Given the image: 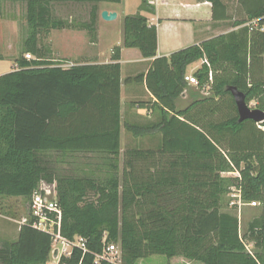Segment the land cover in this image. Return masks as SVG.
Masks as SVG:
<instances>
[{
    "label": "trees",
    "instance_id": "16d2710c",
    "mask_svg": "<svg viewBox=\"0 0 264 264\" xmlns=\"http://www.w3.org/2000/svg\"><path fill=\"white\" fill-rule=\"evenodd\" d=\"M8 1L20 0H0V9ZM207 1L213 8L223 6L220 0ZM54 2L88 5V20L55 18ZM120 2L26 1L23 55L13 70L0 75V197L30 200L41 186L53 190L62 210V236L86 242L85 254L74 248L59 264H112L96 261L109 244L119 245L121 264L152 256L187 264H264V121L238 122L227 91L237 88L246 104L255 101L254 109L264 112V33L243 26L156 58V28L140 14L124 17L122 47L154 59L146 85L161 120L123 127L134 137L160 133L157 152L166 157L154 164L135 150L120 177V48L113 49L110 64L64 67L39 42L41 33L68 29L86 31L95 43L98 5ZM254 5L248 19L234 26L264 22V0ZM140 10L153 12L146 0ZM25 54L34 58L26 60ZM199 61L192 76L197 88L208 87V92L176 110L186 70ZM142 79L138 75L131 81ZM79 153L99 154L101 162L71 172L58 169L60 158ZM234 173L238 176H223ZM233 189L244 203L259 204V215L249 222L244 238L238 217L224 211ZM51 244L49 234L22 224L15 241L0 243V264H48Z\"/></svg>",
    "mask_w": 264,
    "mask_h": 264
},
{
    "label": "crops",
    "instance_id": "0c3cea01",
    "mask_svg": "<svg viewBox=\"0 0 264 264\" xmlns=\"http://www.w3.org/2000/svg\"><path fill=\"white\" fill-rule=\"evenodd\" d=\"M221 6L215 8L207 0H146L151 11H142L140 6L142 0H121L118 4L100 3L98 5L99 18L97 21L96 41L90 43L87 51L77 50L75 45L78 39H83L82 32L60 30L58 32L68 34L64 40L73 42L72 47L63 44L65 52L57 53L59 61L72 58L73 65H106L112 63L111 56L115 47L120 48V150L119 155L123 160L127 159L133 151H140L144 156L150 158L152 162H159L162 155L158 153L161 143V134L144 135L134 137L123 127L124 123L136 124L139 126H152L159 124L161 112L156 104V99L150 93L146 85V75L154 59H145L137 49H126L122 47L123 28L122 21L126 16L140 14L145 17L150 26L156 28L157 51L156 58L168 57L172 53L184 48L199 45L221 35L237 32L241 27L234 26L239 20H247L248 13L255 10V0H220ZM102 11L112 12L117 15L112 22L103 21L100 18ZM65 41V42H66ZM76 49V50H75ZM55 56V52H52ZM202 64V61H199ZM197 63V62H196ZM196 63L190 65L193 67ZM198 69V66H195ZM15 68V65L11 70ZM196 68H191V72ZM189 69L186 70L185 77L188 76ZM8 73V72H7ZM143 75L141 82H133L132 78ZM193 75V74H192ZM191 75V76H192ZM185 80V79H184ZM185 81V88L182 94L174 100L176 110L186 108L191 102L196 100L194 95L189 94L191 87ZM196 87V86H194ZM197 88V87H196ZM192 91V90H191ZM203 91H207L203 89ZM192 93V92H191ZM205 93L204 95H206ZM153 151V152H152ZM144 166V165H143ZM160 169V165L157 166ZM128 171V169H126ZM124 172V167H121ZM151 172L154 168L151 167ZM9 222H16L13 218L0 215ZM7 225L0 220V243L15 241V236H7ZM19 228L17 229V234ZM189 264V263H188ZM194 264V263H190Z\"/></svg>",
    "mask_w": 264,
    "mask_h": 264
},
{
    "label": "rangeland",
    "instance_id": "374dc122",
    "mask_svg": "<svg viewBox=\"0 0 264 264\" xmlns=\"http://www.w3.org/2000/svg\"><path fill=\"white\" fill-rule=\"evenodd\" d=\"M26 1L27 0H20L17 2H4L2 5V8L0 9V75H3L7 72H10L12 67L15 65V60L17 58L22 57V51H23V41L26 38L28 34V26L26 22ZM88 12H89V6L86 4H73V3H63V2H54L52 4V14L55 18L61 19V20H67V21H75V22H83L88 20ZM67 31H78L82 32L83 39H78L76 42L77 50L81 52H85L88 49V46L90 44L89 35L86 31H80V30H68ZM60 30H53L49 31L47 33H41L39 37V42L41 44L47 45L50 47L51 51L55 52V56L53 55L52 58L55 60L60 59L57 58V53L65 52L67 49L63 46V44H67L65 46H74L73 42H70L69 40H64L65 37H68V34L60 33L58 32ZM66 41V42H65ZM73 50V47L68 49V52ZM76 50V49H75ZM34 56L31 55L32 60ZM79 60V59H78ZM77 60V61H78ZM77 61H73L72 58H68L64 62H62V65L64 67H69L70 62L74 63ZM195 66H198V68L201 66L200 62H197ZM188 67V76H191L197 68ZM194 69L193 72L190 70ZM192 90V91H191ZM190 93L191 95H194L196 99H200L204 97L205 93L208 91H203V89H198L194 86L191 87ZM205 90V89H204ZM192 92V93H191ZM256 102L252 101L247 104V106L250 109H254L256 106ZM57 154H54L53 156L56 157ZM100 155L99 154H84L79 153L74 155L73 157L67 156L63 159L60 158V162L57 165L58 169L65 172H71L74 168H82L86 166L84 164H88L90 168L95 167V165L98 163L100 164ZM119 174L120 177L123 176V172L121 171V167H126L125 162L126 160L122 157L119 158ZM150 160V159H149ZM143 162V161H139ZM223 176L228 177H236L237 174H223ZM234 195H236V191L233 189L231 190V193L229 196L226 197V203L228 202V205L226 206L225 210L226 212H230L233 215H236L238 217L239 221V228H240V235L242 238H244L245 233L247 231V227L249 222H251L254 218H256L259 215V204L255 207L249 208V207H243L238 213L229 207V202L234 198ZM29 199H25L22 197H0V215L8 218H13L16 222H9L8 220H5L4 218H0L2 222H4L7 225V236L10 238L15 236V240L18 237L17 229L19 228L21 222L23 219L28 217L29 213ZM3 237L0 235V238ZM118 250L117 255V264H121V251L119 245H116ZM246 248L248 251H252V246L248 243H246ZM184 264V261H182ZM179 261L175 262L173 260H168L167 258L163 256H152L145 260L140 261L138 264H183ZM48 264H57V260H55L50 255V261Z\"/></svg>",
    "mask_w": 264,
    "mask_h": 264
},
{
    "label": "built area",
    "instance_id": "2783aa9c",
    "mask_svg": "<svg viewBox=\"0 0 264 264\" xmlns=\"http://www.w3.org/2000/svg\"><path fill=\"white\" fill-rule=\"evenodd\" d=\"M247 26L250 27V29H259L264 33V22L259 24V21L254 19L249 21ZM24 58L30 60L31 55L25 54ZM185 81L196 87L198 85L194 76L185 77ZM209 81H211L210 74ZM207 88L208 87H206V89ZM235 191L236 195H234V198L229 202V207L234 209L237 213L243 207L252 208L257 205L256 202L244 203L241 199L240 192L237 190ZM61 222L62 210L53 190L50 187L41 186L32 194L29 201L28 217L23 219L20 225L29 224L32 228L51 236V256L57 260V264H59L62 257H70L74 248L80 249L82 254L86 253V242L81 237L76 236L73 240L69 241L62 236ZM117 255L118 250L116 245H105L102 253L99 256H96V261H107L112 264H117Z\"/></svg>",
    "mask_w": 264,
    "mask_h": 264
},
{
    "label": "water",
    "instance_id": "95a60500",
    "mask_svg": "<svg viewBox=\"0 0 264 264\" xmlns=\"http://www.w3.org/2000/svg\"><path fill=\"white\" fill-rule=\"evenodd\" d=\"M116 17L117 15L112 12L102 11L100 13V18L106 22H112L116 19ZM227 91L231 94L234 100L238 114V122L250 120L259 124L264 121V112L259 109H250L246 104L245 95L242 92L237 90L235 87H229L227 88Z\"/></svg>",
    "mask_w": 264,
    "mask_h": 264
}]
</instances>
